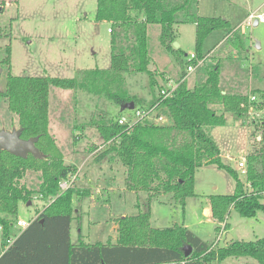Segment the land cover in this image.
Wrapping results in <instances>:
<instances>
[{"label": "trees", "instance_id": "obj_1", "mask_svg": "<svg viewBox=\"0 0 264 264\" xmlns=\"http://www.w3.org/2000/svg\"><path fill=\"white\" fill-rule=\"evenodd\" d=\"M94 19L110 25L107 27L111 34L108 68L85 69L73 78L6 74L0 97L5 99L8 113L16 116L21 138H37L35 146L43 158L30 153L21 157L0 150L3 247L7 245L19 201H27L32 194V190L21 183L28 170L41 172L39 192L53 201L7 245L0 255V264H219L228 256H248L257 264H264V237L211 246L186 226H152L149 209L118 217L115 242L71 241L72 198L82 193L71 187L63 191L59 188V182L67 179L72 170L61 162V153L49 131L51 87L82 90L119 106L130 101L134 106H150L160 99L161 87L157 86L154 69L148 67L152 61L148 25L157 24L160 45L168 53L177 54L180 49L172 45L175 26L193 23L195 54L199 59L204 57L201 45L206 36L214 29L230 28L229 22L221 17L200 16L198 0H97ZM245 41L240 31H233L224 43L232 50L244 51ZM6 52L7 57L0 65L10 63V46ZM220 69V60L205 66L204 79L192 88L187 86L184 77L177 80L171 95L160 103V110L170 119L168 125L139 122L126 128L117 123V117H110L95 123V127L103 140L117 137V142L104 154L111 152L110 159L117 158L124 167L125 188L146 191L152 194L150 200L162 193H172L183 206L187 197L195 195L197 168L215 165L224 169L235 181L233 192L209 196L211 216L217 223H224L230 206L243 217L264 211L261 201L264 195V119L257 146L245 156L249 190L239 173L222 160L210 130L225 124L224 113L239 116L252 105L264 108V89L250 93L224 91ZM125 73L147 75L149 99L130 92L124 81ZM252 95L255 100H250ZM216 104L222 106L219 113L212 108ZM223 228H228L227 222ZM219 230L218 225L216 232ZM188 246L191 251L186 256L184 248Z\"/></svg>", "mask_w": 264, "mask_h": 264}, {"label": "rangeland", "instance_id": "obj_2", "mask_svg": "<svg viewBox=\"0 0 264 264\" xmlns=\"http://www.w3.org/2000/svg\"><path fill=\"white\" fill-rule=\"evenodd\" d=\"M96 3L97 0H0V61L7 57L6 48L10 46V63L0 65V91L4 89L8 72L73 78L85 69L108 68L111 34L107 27L110 25L106 21H95ZM258 13H264V0H198L200 16L221 17L229 22L230 28L214 29L206 36L201 45L203 61L198 58L201 62L192 71H187L186 66L190 54L195 53V25L186 22L175 26L178 46L174 47V42L172 45L180 49L177 54L168 53L160 45L159 26L148 25V47L153 64L150 69H154L157 82L163 79L166 85H176L177 80L185 76L187 86L192 88L204 79V67L220 60L221 84L225 91L250 93L264 89V23L253 25L254 20L248 18ZM233 31H240L246 37L244 51H227L229 46L223 42ZM124 78L131 93L150 98L146 74L125 73ZM212 108L217 113L222 111L221 104ZM248 110L239 116L224 113L225 124L211 131L219 144L222 160L239 173L247 190L245 156L257 146L264 108L252 105ZM124 112L121 106L103 97L82 90L51 87L49 131L61 153V162L72 170L68 187L82 193L72 198L70 235L73 243L115 242L116 219L147 209L152 226L183 225L210 245L226 221V231L233 240L264 237L262 210L252 217H243L230 206L224 223H217L211 215L205 214L204 208L211 211L209 196L234 190L233 177L215 165L196 169L195 195L187 197L183 206L172 193H162L150 200L152 194L146 191L127 190L124 167L117 158L110 159L111 152L104 154L117 142V137L103 140L95 127V123L116 118ZM166 117L165 125H168L170 119ZM17 128L16 116L8 113L6 101L0 97V130ZM239 161L244 162L245 172L238 166ZM21 183L31 189L32 194L27 201H19L9 237H15L22 230L16 225L18 219L30 223L53 201L39 192L40 171L28 170ZM213 185L217 189H213ZM261 201L264 202V195ZM218 225L220 230L216 232ZM220 237L215 246L224 245V231ZM1 246L0 229V250ZM255 262L248 256H228L219 264H257Z\"/></svg>", "mask_w": 264, "mask_h": 264}, {"label": "built area", "instance_id": "obj_3", "mask_svg": "<svg viewBox=\"0 0 264 264\" xmlns=\"http://www.w3.org/2000/svg\"><path fill=\"white\" fill-rule=\"evenodd\" d=\"M248 18H249V21L256 19L258 22L264 23V13H259L255 15L250 14ZM107 30L108 32H110L109 28ZM194 59H196L195 53L190 54L189 60H188L189 63L186 66L187 71H192L199 64L198 61L192 64V60ZM176 85L167 84L166 86L161 87L159 91V95H160L159 101L153 103L150 106H135L133 109H130V110L126 109L124 113L117 116V119H116L117 123L120 125H125L126 128H131L132 126H134L136 123H139V122H147V123H152L154 125H165L166 123H168V118L160 110V103L166 97L171 95ZM250 100H255V96L252 95L250 97ZM250 108L249 110L247 109L248 110L247 112H250ZM238 166L243 168L242 172H245L243 161H239ZM68 186H69L68 178L59 182V188L61 191L68 188ZM28 224H29V221H24V220H19V219L16 221L17 227L21 229H24L25 227H27ZM13 240H14V237H9L6 240V244L10 245L13 242Z\"/></svg>", "mask_w": 264, "mask_h": 264}, {"label": "water", "instance_id": "obj_4", "mask_svg": "<svg viewBox=\"0 0 264 264\" xmlns=\"http://www.w3.org/2000/svg\"><path fill=\"white\" fill-rule=\"evenodd\" d=\"M257 21H254L253 25H256ZM174 47H177L178 44L174 41ZM149 68L152 67L151 64L148 65ZM1 72V68H0ZM134 103L132 101L126 102L121 105L122 109H132ZM20 129H11V130H0V150H6L9 153H12L17 156L25 157L28 153L32 154L36 158H42V154L39 152L38 148L35 146L37 140L36 137H30L28 139L21 138ZM232 240V236L229 233H226L224 244L229 243ZM184 255H188L191 251V247H185Z\"/></svg>", "mask_w": 264, "mask_h": 264}, {"label": "crops", "instance_id": "obj_5", "mask_svg": "<svg viewBox=\"0 0 264 264\" xmlns=\"http://www.w3.org/2000/svg\"><path fill=\"white\" fill-rule=\"evenodd\" d=\"M108 29V28H107ZM108 31V30H107ZM110 33V32H109ZM228 36L226 35V37L225 38H227ZM222 43V42H221ZM224 43V42H223ZM233 48L231 47V46H229V48H227V51H229V50H232ZM202 60V59H201ZM203 61V60H202ZM152 66H153V64H151ZM185 75H187V74H185ZM183 77V76H182ZM185 77V76H184ZM166 82L162 79V82L161 83H159L158 82V84H157V86H159V87H164V86H166V84H165ZM177 83V82H176ZM225 91V90H224ZM224 91H223V93H224ZM122 114V113H121ZM211 131H212V129L210 130V134L212 135V137H213V139L215 140V138H214V136H213V134L211 133ZM215 142H216V140H215ZM216 144L218 145V147H219V144L216 142ZM220 149V148H219ZM220 156H222L221 155V150H220ZM229 157H232V155L231 154H229L228 155ZM222 158V157H221ZM213 187V189H217V186L216 185H213L212 186ZM209 199V198H208ZM140 209V208H139ZM204 212H205V214H209V215H211V211H210V209H208V208H204ZM227 222V221H226ZM225 232V236H226V233H228L224 228L221 230V231H219V233H218V236L216 237V239L214 240V241H212V243H211V246H213V245H215V243L217 244V242L220 240V236H221V234H222V232ZM203 240V239H202ZM232 240H233V238H232ZM8 246L6 245V246H4L3 247V245L1 246V250H0V255L3 253V251L7 248ZM255 263H257V262H255Z\"/></svg>", "mask_w": 264, "mask_h": 264}, {"label": "bare ground", "instance_id": "obj_6", "mask_svg": "<svg viewBox=\"0 0 264 264\" xmlns=\"http://www.w3.org/2000/svg\"><path fill=\"white\" fill-rule=\"evenodd\" d=\"M258 14H259V13H258ZM254 21H257V20L254 19ZM254 21H253V22H254ZM257 23H260V22L257 21ZM253 24H254V23H253ZM195 55H196V54H195ZM192 61H196V62L198 61V62H201V60H199L197 56H196V59H194V60H192ZM196 62H195V63H196ZM158 101H159V100H158ZM156 102H157V101H156ZM154 103H155V102H154ZM134 107H135V106H134ZM134 107H133V108H134ZM133 108H132V109H133Z\"/></svg>", "mask_w": 264, "mask_h": 264}]
</instances>
